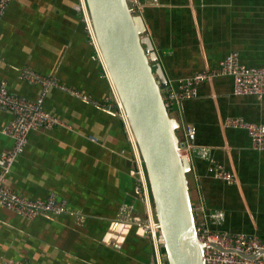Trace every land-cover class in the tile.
I'll list each match as a JSON object with an SVG mask.
<instances>
[{
  "label": "crops",
  "instance_id": "crops-1",
  "mask_svg": "<svg viewBox=\"0 0 264 264\" xmlns=\"http://www.w3.org/2000/svg\"><path fill=\"white\" fill-rule=\"evenodd\" d=\"M77 5V0L10 4L0 18V80L12 93L32 101L40 97V86L19 78L29 68L109 102L114 86ZM142 16L170 88L218 67L232 53L244 66L264 67V0H159ZM44 106L70 128L31 133L6 184L32 201L55 194L77 215L27 220L0 208V264H155L126 121L116 108L95 106L57 88L48 90ZM174 116L183 127L193 125L196 145L209 149L214 161L237 177L234 185L219 181L209 161L192 155L189 180L197 221L209 224V214L222 211L223 222L210 224L214 230L264 240V152L252 149L245 131L222 126L230 117L264 124V98L236 96L234 80L222 77L203 84ZM13 118L0 110V173L2 157L13 146L5 134ZM126 205L136 223L119 220Z\"/></svg>",
  "mask_w": 264,
  "mask_h": 264
},
{
  "label": "built area",
  "instance_id": "built-area-1",
  "mask_svg": "<svg viewBox=\"0 0 264 264\" xmlns=\"http://www.w3.org/2000/svg\"><path fill=\"white\" fill-rule=\"evenodd\" d=\"M18 0H0V18H2L11 3ZM77 10L80 12L82 21L85 24L86 31L95 47L98 58L102 59L99 50L86 0H77ZM134 5L132 13L142 15L146 6L159 5V0H147L142 3L140 0H128ZM108 73V72H107ZM108 75V74H106ZM222 77H231L234 80V95L253 96L264 98V67L250 68L241 64L239 55L232 53L222 60L218 67L207 68L195 73L192 77L179 79L175 88H166L162 95L165 107L171 116L175 115L176 109L183 101L193 100L197 97L199 88L205 83H211L215 79ZM19 78L31 85L40 86L42 93L36 101L19 97L12 93L8 84L0 80V110L8 111L14 115L5 130V134L13 141L12 148L2 157V171L0 173V208L6 209L16 215L34 220L42 215H63L74 214L68 207L66 200L58 199L55 194H51L45 200H28L17 195L6 184V176L12 169L16 160L24 153L31 133L39 130H51L54 128H70L64 121L54 117L45 110L44 101L46 93L51 88H57L68 92L74 97L95 106H102L107 109L116 108L127 124V133L133 148V163L135 167L136 182L140 190L141 201L145 206L146 218L144 230L151 239L154 253L155 264H166L164 261L165 253L163 251L164 240L158 228L152 199L149 189V183L145 171L143 159L141 157L137 142L132 133L130 125L125 115V111L115 88H113L111 99L107 104L99 103L91 97L74 91L62 85L55 77L47 76L25 68L20 72ZM112 101V102H111ZM225 129H237L245 131L251 141V147L254 151L264 152V124L249 122L242 118H227L223 124ZM184 147L180 150L184 158L192 160V155L202 160H207L211 164L210 171L213 177L228 185L237 183V177L234 173L226 170L221 164L214 161L211 152L207 148L196 145V128L187 124L183 127ZM92 141L95 138L90 137ZM222 211H215L209 214V224H196L198 240L205 245L204 257L206 264H264V240L259 236L235 234L225 231L214 230L211 225L218 226L224 220ZM124 223H136L132 217V206L126 205L119 217ZM211 224V225H210ZM244 255L245 257H243ZM250 257H255L250 259ZM3 264H28L22 261L8 260Z\"/></svg>",
  "mask_w": 264,
  "mask_h": 264
},
{
  "label": "water",
  "instance_id": "water-1",
  "mask_svg": "<svg viewBox=\"0 0 264 264\" xmlns=\"http://www.w3.org/2000/svg\"><path fill=\"white\" fill-rule=\"evenodd\" d=\"M96 41L144 162L166 264H206L189 177L182 122L171 116L169 87L143 16L128 0H86ZM261 254H264L261 253ZM245 257L244 255H242ZM255 257H250L254 259Z\"/></svg>",
  "mask_w": 264,
  "mask_h": 264
},
{
  "label": "bare ground",
  "instance_id": "bare-ground-1",
  "mask_svg": "<svg viewBox=\"0 0 264 264\" xmlns=\"http://www.w3.org/2000/svg\"><path fill=\"white\" fill-rule=\"evenodd\" d=\"M103 59V58H102ZM104 62V61H103ZM118 95V94H117ZM119 97V96H118ZM119 100H120V98H119ZM120 102H121V100H120ZM121 105H122V103H121ZM123 106V105H122ZM124 109V108H123ZM183 157V156H182ZM163 251H164V249H163ZM165 253V252H164Z\"/></svg>",
  "mask_w": 264,
  "mask_h": 264
}]
</instances>
